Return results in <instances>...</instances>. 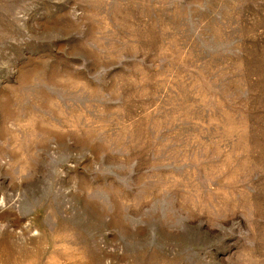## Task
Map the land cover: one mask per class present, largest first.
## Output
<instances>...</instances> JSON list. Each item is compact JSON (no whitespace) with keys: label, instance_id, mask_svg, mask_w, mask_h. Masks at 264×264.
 <instances>
[{"label":"rangeland","instance_id":"obj_1","mask_svg":"<svg viewBox=\"0 0 264 264\" xmlns=\"http://www.w3.org/2000/svg\"><path fill=\"white\" fill-rule=\"evenodd\" d=\"M0 264H264V0H0Z\"/></svg>","mask_w":264,"mask_h":264}]
</instances>
